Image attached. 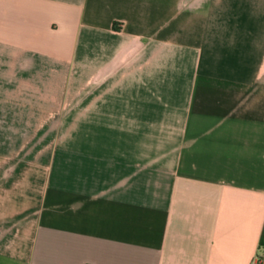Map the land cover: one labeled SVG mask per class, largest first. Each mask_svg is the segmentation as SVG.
<instances>
[{
    "label": "crops",
    "instance_id": "0c3cea01",
    "mask_svg": "<svg viewBox=\"0 0 264 264\" xmlns=\"http://www.w3.org/2000/svg\"><path fill=\"white\" fill-rule=\"evenodd\" d=\"M263 69L264 0H0V264L264 255Z\"/></svg>",
    "mask_w": 264,
    "mask_h": 264
},
{
    "label": "built area",
    "instance_id": "2783aa9c",
    "mask_svg": "<svg viewBox=\"0 0 264 264\" xmlns=\"http://www.w3.org/2000/svg\"><path fill=\"white\" fill-rule=\"evenodd\" d=\"M249 264H264V255H257Z\"/></svg>",
    "mask_w": 264,
    "mask_h": 264
},
{
    "label": "rangeland",
    "instance_id": "374dc122",
    "mask_svg": "<svg viewBox=\"0 0 264 264\" xmlns=\"http://www.w3.org/2000/svg\"><path fill=\"white\" fill-rule=\"evenodd\" d=\"M251 71H247V73L249 74ZM259 78H260V81L264 84V69L260 71L259 73ZM263 90H264V87H263Z\"/></svg>",
    "mask_w": 264,
    "mask_h": 264
}]
</instances>
